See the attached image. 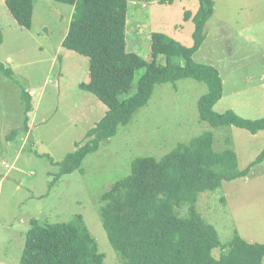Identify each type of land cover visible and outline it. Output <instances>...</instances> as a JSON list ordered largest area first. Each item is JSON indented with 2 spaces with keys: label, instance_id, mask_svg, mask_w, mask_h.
<instances>
[{
  "label": "rangeland",
  "instance_id": "1",
  "mask_svg": "<svg viewBox=\"0 0 264 264\" xmlns=\"http://www.w3.org/2000/svg\"><path fill=\"white\" fill-rule=\"evenodd\" d=\"M4 1L0 0V63L10 67L13 75L0 72V264H19L31 219L46 224L76 215L93 235L104 264H121L123 259L109 243L102 225V194L130 173L135 158H160L205 130L213 134L214 150L235 152L238 169L261 153L263 158L246 176L200 192L198 213L215 227L222 244L236 235L264 243V130L253 134L233 125L212 126L199 120L197 100L207 86L192 78L156 84L148 102L126 125L88 153L79 169L62 174L50 186L59 172L58 163L76 149V143L86 142L87 130L107 107L93 93L78 87L88 78V58L61 45L73 6L36 0L31 26L25 29L8 13ZM128 1L127 50L150 60L153 31L191 45L198 0L167 4ZM213 2L214 12L204 29L206 37L193 55L195 61L217 67L222 77V96L213 109H232L247 118L263 117L264 0ZM186 11L190 12L187 20ZM159 60L164 59L161 56ZM23 90L32 102L27 128ZM12 130L16 133L9 140L6 136ZM176 211L186 213L185 208ZM212 254L218 257L220 249Z\"/></svg>",
  "mask_w": 264,
  "mask_h": 264
},
{
  "label": "trees",
  "instance_id": "2",
  "mask_svg": "<svg viewBox=\"0 0 264 264\" xmlns=\"http://www.w3.org/2000/svg\"><path fill=\"white\" fill-rule=\"evenodd\" d=\"M36 0H5L8 13L20 27L29 29ZM73 6L69 27L61 45L88 58V78L78 83L93 93L107 110L85 134L86 142L58 163L52 186L65 173L80 168L84 157L112 137L121 125L144 106L156 84L192 78L207 90L197 100L199 120L212 126H236L257 133L264 130V116L247 118L232 109L216 112L221 98L222 77L212 64L197 62L194 53L205 39V25L214 12L213 0H198L192 17L191 45L166 34L150 35L151 59L126 48L128 0H55ZM174 0H159L172 3ZM190 17L186 11L184 19ZM0 29V43L2 42ZM163 57V61L159 57ZM0 72L12 77L10 67L0 63ZM135 90L130 94L134 80ZM25 128L32 110L31 96L23 90ZM12 130L7 139H12ZM259 154L243 169L237 167L232 149L216 151L213 134L202 131L187 143H179L160 158L141 156L131 163L130 173L102 194L101 220L111 246L120 253L121 264H262L264 243L234 236L220 242L213 225L196 209L200 192L213 191L223 181L246 176ZM176 208H185L179 215ZM220 249L218 257L212 251ZM19 264H104V255L80 215L71 220L41 224L31 219Z\"/></svg>",
  "mask_w": 264,
  "mask_h": 264
},
{
  "label": "crops",
  "instance_id": "3",
  "mask_svg": "<svg viewBox=\"0 0 264 264\" xmlns=\"http://www.w3.org/2000/svg\"><path fill=\"white\" fill-rule=\"evenodd\" d=\"M205 37H206V34H205ZM263 81H264V80H263ZM263 81H262V82H263ZM262 82H261V85H262ZM222 83H223V80H222ZM34 107H35V106H34Z\"/></svg>",
  "mask_w": 264,
  "mask_h": 264
}]
</instances>
